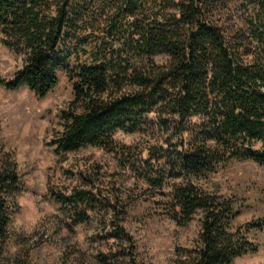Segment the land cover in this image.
<instances>
[{
  "label": "trees",
  "instance_id": "trees-1",
  "mask_svg": "<svg viewBox=\"0 0 264 264\" xmlns=\"http://www.w3.org/2000/svg\"><path fill=\"white\" fill-rule=\"evenodd\" d=\"M229 3L248 15L243 27L227 32L218 14ZM0 40L24 57L10 79L0 78L5 90L27 87L44 98L59 71L68 76L72 100L50 142L56 154L86 147L117 152L118 131L160 130L153 163L136 170L151 187L169 189L173 220L184 225L201 215L196 245L178 264H234L259 250L249 234L264 230V218L234 227L243 204L191 178L231 161L264 166V0H0ZM80 176L85 187L54 194L63 212L74 225L111 213L112 227L100 238L118 240L121 249L105 260L141 264L122 225L124 211ZM19 183L16 166L4 165L0 240L12 218L6 197Z\"/></svg>",
  "mask_w": 264,
  "mask_h": 264
},
{
  "label": "rangeland",
  "instance_id": "rangeland-1",
  "mask_svg": "<svg viewBox=\"0 0 264 264\" xmlns=\"http://www.w3.org/2000/svg\"><path fill=\"white\" fill-rule=\"evenodd\" d=\"M247 15L240 4L229 3L218 14V21L230 32L243 27ZM23 61V55L7 49L0 40V78L10 79ZM58 78L57 86L44 98L27 87L8 91L0 86V170L13 164L20 176L18 189L6 197L12 218L6 239L0 240V264H108L105 257L121 249L118 240L100 238L112 227L111 213L74 225L54 196L85 187L81 173L90 177L94 190L109 199L107 203L124 211L122 225L136 242L141 264H178L180 256L196 245L201 215L184 225L173 220L169 189L151 187L136 170L139 163H153L149 155L160 145V130L118 131L114 136L117 152L86 147L56 154L50 142L62 130L61 109L72 100L66 72L59 71ZM169 179L171 183L182 181ZM191 180L209 193L243 204L234 227L264 218L263 165L231 161ZM249 237L259 250L235 259L234 264H264V230H254ZM121 260L128 264L127 258Z\"/></svg>",
  "mask_w": 264,
  "mask_h": 264
}]
</instances>
